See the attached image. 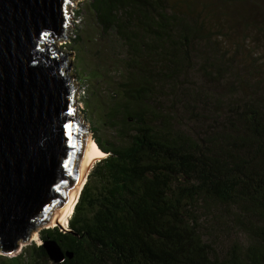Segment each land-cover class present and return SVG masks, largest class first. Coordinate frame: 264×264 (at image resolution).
I'll return each instance as SVG.
<instances>
[{
    "label": "trees",
    "instance_id": "obj_1",
    "mask_svg": "<svg viewBox=\"0 0 264 264\" xmlns=\"http://www.w3.org/2000/svg\"><path fill=\"white\" fill-rule=\"evenodd\" d=\"M85 2L94 33L70 39L106 156L41 240L61 264H264V0ZM0 264L55 263L32 244Z\"/></svg>",
    "mask_w": 264,
    "mask_h": 264
},
{
    "label": "water",
    "instance_id": "obj_2",
    "mask_svg": "<svg viewBox=\"0 0 264 264\" xmlns=\"http://www.w3.org/2000/svg\"><path fill=\"white\" fill-rule=\"evenodd\" d=\"M76 1L0 0L2 256L21 253L41 228L59 226L78 195L84 160L98 158L87 152L90 126L76 115L74 55L57 47L69 42ZM42 245L55 264L73 257L56 240Z\"/></svg>",
    "mask_w": 264,
    "mask_h": 264
},
{
    "label": "rangeland",
    "instance_id": "obj_3",
    "mask_svg": "<svg viewBox=\"0 0 264 264\" xmlns=\"http://www.w3.org/2000/svg\"><path fill=\"white\" fill-rule=\"evenodd\" d=\"M85 5H86L85 0H77L76 3H74V6H76V8L73 9L72 7H70V12H71L70 23L73 28L69 26V29H68L69 32L67 33V39L69 40V42L67 40L61 41L57 44V47L61 52H64V49H65L67 53H73L74 55L73 58L70 57V60L73 63L70 72L72 75H75V77H73V81L75 85L79 86L77 90V96H76L77 99H76V104H75V107H77L76 115L79 117V114L81 113L83 116V121H85L90 126V122L88 121V118L91 116V113H93V105L92 106L90 105L87 108L86 105L81 102V98H82L81 95L83 94L85 89L88 88V86L91 89V86L93 84L91 81L92 80L91 72L94 69V67L89 58V51H90L91 44L88 42L84 43L86 54L88 56V59H87V57H85L84 55H82V53H79L78 50H76L78 49V46H75L76 48H74L72 40L70 39V37L73 38V35H72L73 33H75L76 35L81 34L82 36H87V35L91 36L92 33H94V30H90L89 28V24L92 23L91 22L92 19H90V14L88 12H85L84 10ZM79 11L81 12L80 13L81 20H77ZM76 25L79 26L78 30L74 28V26ZM101 159L103 158L96 159L93 161V163L89 167V171L87 175H89L93 165H95V163ZM44 228L48 229V228H54V227H50V226L47 228L43 227L40 230L42 231ZM36 234L38 235V241L31 240L29 245H32V244L42 245L43 241L41 240L39 233H36ZM29 245H25L22 249H24L25 247ZM17 255H19V253L16 255L10 256V257H14Z\"/></svg>",
    "mask_w": 264,
    "mask_h": 264
},
{
    "label": "bare ground",
    "instance_id": "obj_4",
    "mask_svg": "<svg viewBox=\"0 0 264 264\" xmlns=\"http://www.w3.org/2000/svg\"><path fill=\"white\" fill-rule=\"evenodd\" d=\"M76 96H77V94H76ZM87 152L89 154H91V153L96 154V157H98L99 159L104 158L106 156V154L98 147L96 142L93 140V137H91V136H90V142H89V147L87 149ZM98 158H95L94 156H90L88 160H84V162H83L84 168H83L82 174H81L80 179H79V184H78V195L76 198H72L71 203L66 207L62 217L58 221L59 226L64 227V228L68 227L70 217L72 216V214L74 212V209H75V206L79 200V196L81 194L82 188L84 187V184L86 183L87 176H88L87 173L89 171V167L91 166L93 161L98 159ZM32 241H38V235L37 234L33 235Z\"/></svg>",
    "mask_w": 264,
    "mask_h": 264
},
{
    "label": "built area",
    "instance_id": "obj_5",
    "mask_svg": "<svg viewBox=\"0 0 264 264\" xmlns=\"http://www.w3.org/2000/svg\"><path fill=\"white\" fill-rule=\"evenodd\" d=\"M77 99V98H76ZM76 104V103H75ZM68 227L64 228V229H67Z\"/></svg>",
    "mask_w": 264,
    "mask_h": 264
}]
</instances>
